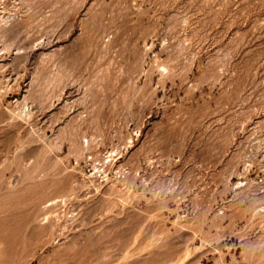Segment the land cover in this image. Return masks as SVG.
Segmentation results:
<instances>
[{
    "label": "rangeland",
    "instance_id": "rangeland-1",
    "mask_svg": "<svg viewBox=\"0 0 264 264\" xmlns=\"http://www.w3.org/2000/svg\"><path fill=\"white\" fill-rule=\"evenodd\" d=\"M0 264H264V0H0Z\"/></svg>",
    "mask_w": 264,
    "mask_h": 264
}]
</instances>
